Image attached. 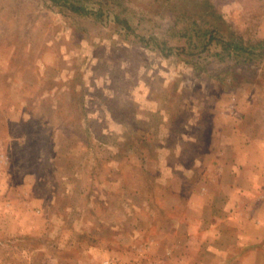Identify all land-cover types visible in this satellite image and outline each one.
Here are the masks:
<instances>
[{"label": "rangeland", "instance_id": "obj_1", "mask_svg": "<svg viewBox=\"0 0 264 264\" xmlns=\"http://www.w3.org/2000/svg\"><path fill=\"white\" fill-rule=\"evenodd\" d=\"M230 184L264 192V0H0V264H264Z\"/></svg>", "mask_w": 264, "mask_h": 264}, {"label": "crops", "instance_id": "obj_2", "mask_svg": "<svg viewBox=\"0 0 264 264\" xmlns=\"http://www.w3.org/2000/svg\"><path fill=\"white\" fill-rule=\"evenodd\" d=\"M228 187L231 189V192L228 194L229 196L227 198V201L238 199V198H240L241 201L249 200V201H252L253 203L264 201V192H262L263 190L259 191L258 184L255 185L254 189H252L253 191L251 193L253 196H250L251 193L242 192L241 190L238 189V186L235 184H230Z\"/></svg>", "mask_w": 264, "mask_h": 264}]
</instances>
